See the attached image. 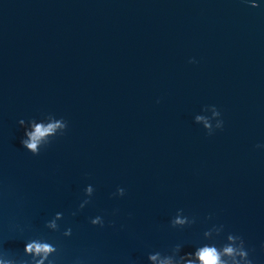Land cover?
<instances>
[{"label": "water", "instance_id": "1", "mask_svg": "<svg viewBox=\"0 0 264 264\" xmlns=\"http://www.w3.org/2000/svg\"><path fill=\"white\" fill-rule=\"evenodd\" d=\"M205 104H216L224 119L211 136L192 122ZM41 111L63 115L69 126L32 156L16 121ZM258 141L264 4L0 0V223L15 216L41 227L47 214L64 210L78 225L70 250L93 247L98 264L122 255L143 264L146 251L199 233V223L169 227L183 207L199 217L215 213L264 264ZM85 183L96 191L73 219L67 214ZM117 185L125 196L109 198ZM99 211L113 227L87 225ZM3 246L20 253L23 237L5 236Z\"/></svg>", "mask_w": 264, "mask_h": 264}, {"label": "clouds", "instance_id": "2", "mask_svg": "<svg viewBox=\"0 0 264 264\" xmlns=\"http://www.w3.org/2000/svg\"><path fill=\"white\" fill-rule=\"evenodd\" d=\"M252 8L264 4V0H241ZM194 57L188 63H196ZM159 97L156 103H159ZM192 122L199 125L206 135L211 136L224 127L221 109L216 104L202 105L193 113ZM16 124L22 129L19 143L25 152L38 156L57 138L65 135L69 122L63 115L52 111H41L27 118L20 117ZM255 149L264 151V141H258ZM96 191L93 183H85L81 195L68 216L73 219L91 204ZM126 189L117 185L109 198L124 197ZM118 210L113 209L115 216ZM104 211L88 215L86 223L93 229L103 230L113 227L114 221ZM199 223L201 229L194 239L172 242L163 249L146 251L143 264H259L252 255V248L245 237L236 231L227 230L215 213L208 212L202 217L177 207L169 216L168 225L172 229L183 230ZM78 225L66 218L64 210H54L42 219L41 227H33L27 218L15 216L0 223V264H98L95 248L81 247L70 250L67 245L74 238ZM123 228V225L120 226ZM5 236L23 237L20 253L3 246ZM117 264H138L128 256L117 257Z\"/></svg>", "mask_w": 264, "mask_h": 264}]
</instances>
